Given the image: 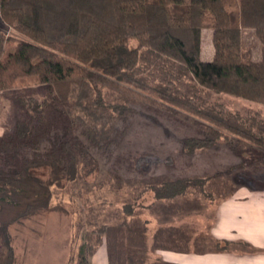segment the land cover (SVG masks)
<instances>
[{"label":"trees","instance_id":"1","mask_svg":"<svg viewBox=\"0 0 264 264\" xmlns=\"http://www.w3.org/2000/svg\"><path fill=\"white\" fill-rule=\"evenodd\" d=\"M0 22L22 37L12 45L16 41L0 30V91L25 88L30 81L51 91L49 98L20 92L16 98L23 117L0 136V264L16 262L13 223L55 207L54 186L97 172L98 159L72 134L77 126H88L92 142L113 155L141 108L172 110L200 129V135L182 139L184 152L235 142L257 147L263 152L258 158H264L259 110L242 113L178 90L190 78L211 92L264 106V0H0ZM205 28L213 30L212 60L202 58ZM247 28L261 42L260 59L243 45ZM62 115L65 125L59 129ZM148 155L116 158L120 166L139 170ZM41 169H49L48 177ZM209 180L150 182L115 212H109L114 204L109 183L103 185L83 198L88 229L68 264H92L104 242L109 264H140L135 250L147 247L148 231L138 219L142 195L154 192L162 200L191 191L208 194ZM216 193L224 192L218 188ZM176 236L189 238L180 228L161 227L152 247L191 252ZM231 243L218 240L216 249L230 250Z\"/></svg>","mask_w":264,"mask_h":264},{"label":"rangeland","instance_id":"2","mask_svg":"<svg viewBox=\"0 0 264 264\" xmlns=\"http://www.w3.org/2000/svg\"><path fill=\"white\" fill-rule=\"evenodd\" d=\"M0 30L15 41L22 38L6 23L0 22ZM242 40L244 47L250 50L252 58L260 59L261 42L256 31L252 28L244 29ZM16 43L17 41L12 42V45ZM213 56V30L205 28L202 32V58L212 60ZM28 84L25 88L21 85L19 88L0 91V135H8L15 121L23 117L16 98L20 92L35 94L41 98L51 97L47 86L36 84L35 81ZM178 90L182 95L201 96L210 102H223L231 110L242 113L248 109L259 110L264 117L263 105L232 95L211 92L190 78L180 83ZM113 95L121 97L115 91ZM121 99L127 102L125 98ZM141 109L132 118L129 132L113 155H107L92 142L88 126H77L72 134L79 137L98 159L99 168L96 173L80 176L76 181L66 183L64 187L54 186L55 207L10 226L16 255L15 264H68L70 252L72 249L76 252L88 229L85 223L88 207L83 198L87 195L92 197L105 184L107 186L109 183L108 190L114 202L110 205L109 212H115L126 200H131L129 195L133 191L140 190L150 182L159 183L178 177L211 178L205 186L208 194L191 191L162 200H156L154 192L142 195V206L137 207L138 219L147 225L148 231L147 249L135 250L141 258L140 264L146 261L151 264L162 263H156L152 256L156 251L152 247L154 235L161 227L182 229L189 238H176L179 243H187L191 251L217 250L218 240L212 234L217 205L225 195L231 192L234 194L237 190L238 194H247L250 190H264V158H258L263 152L253 145L243 147L235 142H222L218 147L200 149L189 154L182 150V139L200 135L198 126L172 110L146 107ZM65 119L64 115L59 117V129L65 125ZM143 152L150 155L141 163L139 170L120 166L121 159L116 158ZM40 172L43 177L49 175V169H41ZM218 188L224 193H216ZM210 191H213L212 197ZM247 248H251V245L246 246L241 242L229 245V249L233 250Z\"/></svg>","mask_w":264,"mask_h":264},{"label":"crops","instance_id":"3","mask_svg":"<svg viewBox=\"0 0 264 264\" xmlns=\"http://www.w3.org/2000/svg\"><path fill=\"white\" fill-rule=\"evenodd\" d=\"M238 193L237 190L217 205L212 234L217 240L248 243L251 248L208 250L203 253L159 249L153 252V260L156 259V263L158 261L161 264H264V190ZM91 262L109 264L106 242L98 247ZM144 264L151 262L146 261Z\"/></svg>","mask_w":264,"mask_h":264}]
</instances>
